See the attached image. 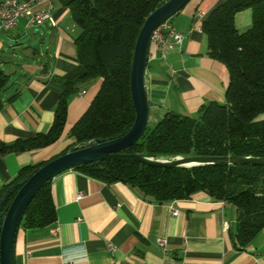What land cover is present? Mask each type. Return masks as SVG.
Here are the masks:
<instances>
[{
  "label": "crops",
  "instance_id": "0c3cea01",
  "mask_svg": "<svg viewBox=\"0 0 264 264\" xmlns=\"http://www.w3.org/2000/svg\"><path fill=\"white\" fill-rule=\"evenodd\" d=\"M220 1L189 0L174 14L169 23L183 40L164 57L151 43L145 83L148 99L157 107L150 110L149 124L167 112L193 116L207 102L224 101L228 71L209 55L201 30L202 20ZM51 17L29 28L20 18L14 28L0 31V70L8 75L1 92V143L48 131L63 82L74 83L56 142L0 155V190L21 167L47 161L72 144L69 130L102 81L79 80L84 70L74 39L80 28L69 10L53 0ZM233 22L238 31H245L251 25V10L238 11ZM50 192L56 221L38 229L18 227L15 264H264V228L250 244L238 248L231 236L234 208L203 191L188 199L153 203L122 182L106 184L70 169L50 180ZM51 228L57 229L55 234ZM158 238L165 239L166 253L158 247Z\"/></svg>",
  "mask_w": 264,
  "mask_h": 264
},
{
  "label": "trees",
  "instance_id": "16d2710c",
  "mask_svg": "<svg viewBox=\"0 0 264 264\" xmlns=\"http://www.w3.org/2000/svg\"><path fill=\"white\" fill-rule=\"evenodd\" d=\"M164 1L58 0L80 28L74 39L76 58L84 70L79 80H102L88 108L69 130L72 144L60 154L75 144L116 138L131 127L135 112L129 75L134 43L146 16ZM243 9L251 10V25L240 32L233 19ZM201 30L207 38L209 55L228 71L224 101L207 102L193 116L167 112L154 124H148L125 152L166 158L264 157V0H221L202 20ZM7 81L8 75L0 70V109L1 92ZM63 84L65 88L59 95L48 131L16 139L11 144L0 142V155L45 147L58 140L66 121L67 99L74 92V83ZM47 161L21 167L16 177L1 188L0 197L13 183ZM74 169L106 184L122 182L153 203L188 199L203 191L213 200L234 208L231 236L238 248L250 244L264 228L263 164L161 168L135 161L109 160ZM15 193L16 189L7 194L0 211L7 208ZM55 221L49 180L27 204L19 226L38 229Z\"/></svg>",
  "mask_w": 264,
  "mask_h": 264
},
{
  "label": "water",
  "instance_id": "95a60500",
  "mask_svg": "<svg viewBox=\"0 0 264 264\" xmlns=\"http://www.w3.org/2000/svg\"><path fill=\"white\" fill-rule=\"evenodd\" d=\"M189 0H166L145 18L136 37L129 75V89L135 117L126 133L112 139H95L71 146L39 168L13 183L0 197V208L7 194L16 193L7 208L0 211V264L14 263V238L21 217L38 189L56 175L83 164L98 161H135L161 168L196 167L209 164H263L264 157L251 156H173L160 157L144 152H125L141 137L151 121L150 110L157 107L148 99L145 83L151 37L154 30L170 20Z\"/></svg>",
  "mask_w": 264,
  "mask_h": 264
},
{
  "label": "built area",
  "instance_id": "2783aa9c",
  "mask_svg": "<svg viewBox=\"0 0 264 264\" xmlns=\"http://www.w3.org/2000/svg\"><path fill=\"white\" fill-rule=\"evenodd\" d=\"M44 5V7H42ZM53 0H0V31H8L14 28L20 18L25 20L26 27H36L46 20H51V10ZM183 35L177 31L169 21L159 25L153 32L151 43L159 47L160 54L164 57L167 51L174 46H180ZM81 194H78L80 197ZM177 211L173 210L172 214ZM228 228L227 223L223 224V229ZM56 228H51L50 233L55 234ZM158 247L166 253V241L158 238Z\"/></svg>",
  "mask_w": 264,
  "mask_h": 264
},
{
  "label": "rangeland",
  "instance_id": "374dc122",
  "mask_svg": "<svg viewBox=\"0 0 264 264\" xmlns=\"http://www.w3.org/2000/svg\"><path fill=\"white\" fill-rule=\"evenodd\" d=\"M154 44V43H153ZM10 83V82H9ZM73 146V145H72Z\"/></svg>",
  "mask_w": 264,
  "mask_h": 264
}]
</instances>
